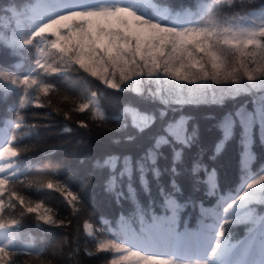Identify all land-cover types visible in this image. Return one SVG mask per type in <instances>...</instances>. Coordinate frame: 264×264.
<instances>
[{
  "label": "snow or ice",
  "instance_id": "1",
  "mask_svg": "<svg viewBox=\"0 0 264 264\" xmlns=\"http://www.w3.org/2000/svg\"><path fill=\"white\" fill-rule=\"evenodd\" d=\"M143 7L140 0H29L27 5L13 4L0 13V54L21 58L28 65L27 70L17 71L13 64H0V94L14 92L18 98V106L12 108L15 119L0 129L7 133L0 136L4 138L0 144V264H31L30 258L44 250L18 246L26 223L41 230L42 226L64 225L49 209L41 211L43 203H33L25 194L26 188L38 185L52 190L54 184L28 179L31 149L21 143L35 127L27 124L21 110L34 102L35 107H45L43 98L58 91L57 79L75 74L98 80L108 89L120 91L130 86L137 92L133 85L171 79L177 87L181 83L189 86L191 94L185 101H171L177 104L196 103L197 93L212 85L229 95L264 89V0H197L195 12H177L170 20L164 13L149 15ZM225 11L231 17L221 19L217 14ZM5 19L7 34L3 32ZM96 96L93 92L91 100L80 103L75 111L91 109L94 117L115 120L117 127L127 126L120 117L128 115L141 132L154 122L153 116L131 106H126L120 117L105 116ZM256 105L251 112L238 109L221 118L217 124L221 138L213 155L234 136L237 126L245 145L257 127L264 137V96ZM186 121L182 117L170 123L164 134L155 138L146 159L155 164L159 149L169 144L168 137L177 144L190 145L197 131L189 134ZM181 158L182 151L173 149L174 175ZM244 163L239 189L228 199L221 198L217 210L210 213L215 217L213 223L181 231L175 214L153 216L138 233L107 239L97 250L116 253L110 264H264V169L252 174ZM104 164L114 166L115 158ZM202 168L200 160L193 162L191 174L197 183L203 181L198 175ZM140 170L144 182L143 165ZM130 171L125 158L121 175ZM153 171L159 176L158 170ZM114 185L112 178L107 187ZM172 187L181 191L175 180ZM61 195L70 207L80 203L79 196L67 187ZM165 198L179 209L175 200L167 194ZM237 225L246 228L240 238L232 235Z\"/></svg>",
  "mask_w": 264,
  "mask_h": 264
},
{
  "label": "trees",
  "instance_id": "2",
  "mask_svg": "<svg viewBox=\"0 0 264 264\" xmlns=\"http://www.w3.org/2000/svg\"><path fill=\"white\" fill-rule=\"evenodd\" d=\"M140 2L144 6L141 10L146 13L150 8L156 11L165 8L169 20L177 12H195L197 4V0ZM0 64H13L17 71L28 68L23 59L7 53L0 54ZM55 83L58 91L43 98L45 107L29 105L20 113L28 125H35L21 142L31 149L27 157L31 164L28 179L38 184L51 180L54 184L52 190L38 185L26 188L25 194L33 203L44 204L41 211L49 209L64 221L60 227L42 226L44 230L36 228L32 222L22 227L18 246L44 249L39 256L30 258L31 264H110L116 253L98 251V244L138 233L153 216L175 214L176 226L181 231H195L203 224L214 222L215 217L210 213L215 211L216 200L228 199L235 193L243 176L242 161L245 162L243 167L252 174L258 175L264 169V137L259 127L245 145L237 126L234 136L213 155L215 144L221 138L218 122L226 113L238 109L253 111L257 105L249 95L236 96L223 103L200 102L173 107L131 89H108L98 80L75 74L57 79ZM93 92L97 94L99 111L105 116L120 117L125 107L131 106L153 116L154 122L141 132L133 127L128 115L120 117V122L127 126L117 127L115 120L105 122L98 115L94 117L91 109L75 111L80 103L91 100ZM16 106L18 98L14 92L0 94V129L9 119H15L12 108ZM161 112H164L163 117ZM182 117L187 118V132L190 134L196 129L197 136L188 146L168 137L169 144L159 149L157 160L152 164L146 159V153L153 148L155 138ZM81 123L88 126L82 127ZM6 134V130L0 132V136ZM3 142L4 138H0V144ZM173 149L182 151L181 161L175 165V175L171 171ZM109 158H115L114 166L104 164ZM125 158L131 171L121 175ZM196 160L203 164L198 173L203 178L201 183L191 174ZM141 165L144 182L140 179ZM153 169L159 171V176ZM112 178L115 185L107 187ZM173 180L180 185V192L172 187ZM65 187L79 196V204L70 207L66 203L61 195ZM165 194L180 205L178 210L167 202ZM244 232L246 228L237 225L232 235L240 238Z\"/></svg>",
  "mask_w": 264,
  "mask_h": 264
},
{
  "label": "rangeland",
  "instance_id": "3",
  "mask_svg": "<svg viewBox=\"0 0 264 264\" xmlns=\"http://www.w3.org/2000/svg\"><path fill=\"white\" fill-rule=\"evenodd\" d=\"M29 3V0H0V13L3 12V10L10 5L13 4H21V5H27ZM158 13H164L166 15V9L161 8L160 10L156 11L155 8H150V10L147 12L149 15H157ZM240 13H237L239 15ZM218 16L221 17V19L225 18H230L231 14H226V15H220L217 14ZM207 19V17H205ZM4 28L3 32L4 33H9V29L7 27L8 20H4ZM230 63L233 64L236 67H239L238 64L235 63L234 60H230ZM210 83V82H209ZM123 88L131 89L130 86H124ZM122 88V89H123ZM133 89H139V92L135 91L136 93L140 94L141 96L152 98L155 100L160 101L161 103L168 105V106H180L188 103H172L171 101H176V100H181L185 101L190 97V92H189V86L180 84L179 87H177V82L171 79H167V82L161 81V82H156L153 80L151 84L147 82L140 83L138 85H133ZM134 91V90H133ZM249 95L255 102L260 99L261 96H264V89L262 88H255L251 89L247 92H242L234 95H229L226 92L223 91L219 86L212 85V87L202 90L201 92L197 93L199 96V99L196 103L200 102H221L223 103L227 99L240 96V95ZM157 95H159L160 98H157ZM168 103L162 102V101H168ZM35 105V102L32 104ZM243 179V176L241 177L240 183L237 185V189H239L241 181ZM221 199H218L214 202L213 209L216 211L217 206L220 203ZM222 212V209H220Z\"/></svg>",
  "mask_w": 264,
  "mask_h": 264
}]
</instances>
